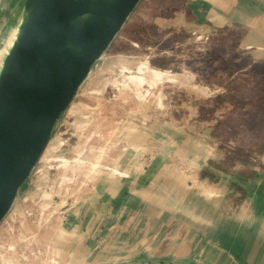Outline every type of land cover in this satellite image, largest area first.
Returning <instances> with one entry per match:
<instances>
[{
	"label": "crops",
	"instance_id": "0c3cea01",
	"mask_svg": "<svg viewBox=\"0 0 264 264\" xmlns=\"http://www.w3.org/2000/svg\"><path fill=\"white\" fill-rule=\"evenodd\" d=\"M9 1L0 0V20ZM186 6L206 16L209 30L237 33L238 47L251 64L264 67V0H189ZM193 70L180 69L174 75L162 71L161 83L177 86L176 98L171 90L158 95L160 107L138 106L128 91L115 96L110 89L93 97L96 105L86 108L82 125L81 152L93 148L100 156L105 149L100 158H112L110 167L96 173L84 201L61 205L58 220L39 225L47 235L19 239V244L40 246L28 247L30 264H264V123L258 118L264 117V95L255 88L251 100L241 95V88L240 99L251 104L233 109L226 98L230 76L201 81ZM97 73L85 80L80 100L72 102L64 117L84 105L82 97L90 94ZM251 80L264 84V75ZM216 99L224 101L220 116L234 113L243 124L249 116L257 117L242 130L255 131L257 142H235L254 157L231 156L230 148L214 136L213 124L201 118L200 102ZM62 124L52 136L54 149L62 146ZM90 130L101 141H89ZM226 161H233L238 171L222 169ZM30 191L25 188L26 194ZM18 250L3 264L18 262L23 254Z\"/></svg>",
	"mask_w": 264,
	"mask_h": 264
},
{
	"label": "rangeland",
	"instance_id": "374dc122",
	"mask_svg": "<svg viewBox=\"0 0 264 264\" xmlns=\"http://www.w3.org/2000/svg\"><path fill=\"white\" fill-rule=\"evenodd\" d=\"M188 1L140 0L138 2L109 47L92 67L89 77L98 71V81L90 88V94L82 97L85 106L75 108L71 117L61 118L63 123L59 131L61 148L54 149L51 138L41 161L21 185L10 211L0 225V264H3V259L7 256L14 257L11 254L18 250V245L20 247L18 251L23 254L20 255L18 262L13 264H30L29 253L32 249L28 247H32V244L36 247L39 245L31 242L19 244V239L47 235V229L39 225H42L44 220H58V216L63 215L61 212L56 213L61 205L77 204L80 199L84 201L90 196V187L94 183L96 173L101 168L110 167L107 164L112 158H107L106 161L100 158L101 155L104 156L105 149L100 156V152L93 148L85 150L86 147H83L85 153L81 152L83 145L81 146L80 142L85 138L81 136L82 125L86 122V108L96 105L93 97L106 94L110 89L115 96L128 91L137 97L138 106L155 104L156 107H160L156 105L161 102L158 95L165 90H171L173 97L176 98L174 93L177 86V84L161 83L162 71L174 75L180 69H194L193 71L201 77V81H208L210 78L215 82L219 78L222 81L223 76L226 75V78L230 76L232 86L226 98L232 103L233 109L238 110L243 104L244 106L251 104L240 99L241 88L244 89L241 95H248L249 98L252 97L251 100L255 97V88L264 95V84H255V80L249 82L250 78L257 74L264 75V67L257 65L254 67L249 56L240 50L239 35L232 33V36H228L227 32L218 29L209 30L211 26L206 16L203 18L187 11ZM5 11L4 19L0 20V59L20 22L22 0L17 3L15 0H10L5 6ZM224 63L230 68H226ZM128 78L130 80H127ZM81 90L83 85L73 102L80 100ZM223 102L222 99L201 101V118L213 124L214 136L222 146L226 149L230 148L231 156L248 159L254 157L251 151H241L239 149L241 147L235 146V142L251 144L257 142L255 131L242 132L247 128L246 123H254L257 117L249 116L247 122L243 124L241 117L230 111L228 112L232 113L231 115L227 113V116H220ZM258 118L263 124L264 117ZM110 122L108 120V124ZM90 131L92 136L87 137L89 141H101V136ZM104 144L110 145L109 142ZM62 148L67 151H61ZM71 149H73L72 153ZM226 162V165H220L222 169L230 171L238 169L233 161ZM36 172L40 173L39 180L33 182ZM28 187L31 191L26 194L25 188ZM93 199L90 201H94Z\"/></svg>",
	"mask_w": 264,
	"mask_h": 264
},
{
	"label": "water",
	"instance_id": "95a60500",
	"mask_svg": "<svg viewBox=\"0 0 264 264\" xmlns=\"http://www.w3.org/2000/svg\"><path fill=\"white\" fill-rule=\"evenodd\" d=\"M139 1L22 0L0 66V225Z\"/></svg>",
	"mask_w": 264,
	"mask_h": 264
},
{
	"label": "bare ground",
	"instance_id": "6f19581e",
	"mask_svg": "<svg viewBox=\"0 0 264 264\" xmlns=\"http://www.w3.org/2000/svg\"><path fill=\"white\" fill-rule=\"evenodd\" d=\"M14 38H10V40H9V44L12 42V40H13ZM4 53H5V51H4ZM1 63H2V58L0 59V66H1Z\"/></svg>",
	"mask_w": 264,
	"mask_h": 264
},
{
	"label": "trees",
	"instance_id": "16d2710c",
	"mask_svg": "<svg viewBox=\"0 0 264 264\" xmlns=\"http://www.w3.org/2000/svg\"><path fill=\"white\" fill-rule=\"evenodd\" d=\"M152 63H153V61H152Z\"/></svg>",
	"mask_w": 264,
	"mask_h": 264
}]
</instances>
